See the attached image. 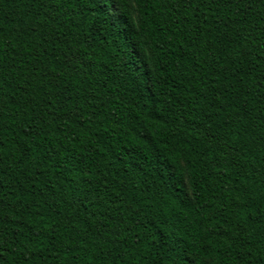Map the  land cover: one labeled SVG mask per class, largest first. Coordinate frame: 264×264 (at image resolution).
<instances>
[{"label": "trees", "instance_id": "obj_1", "mask_svg": "<svg viewBox=\"0 0 264 264\" xmlns=\"http://www.w3.org/2000/svg\"><path fill=\"white\" fill-rule=\"evenodd\" d=\"M0 0V264H264V0Z\"/></svg>", "mask_w": 264, "mask_h": 264}, {"label": "snow or ice", "instance_id": "obj_2", "mask_svg": "<svg viewBox=\"0 0 264 264\" xmlns=\"http://www.w3.org/2000/svg\"><path fill=\"white\" fill-rule=\"evenodd\" d=\"M97 2L101 7L107 6L109 14L112 15L114 19L118 18V9L112 7L114 0H97Z\"/></svg>", "mask_w": 264, "mask_h": 264}]
</instances>
